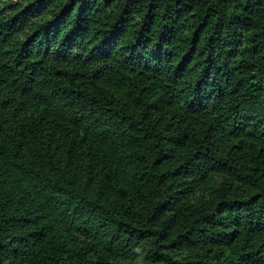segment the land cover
Returning <instances> with one entry per match:
<instances>
[{
    "label": "trees",
    "instance_id": "obj_1",
    "mask_svg": "<svg viewBox=\"0 0 264 264\" xmlns=\"http://www.w3.org/2000/svg\"><path fill=\"white\" fill-rule=\"evenodd\" d=\"M138 255L264 264V0H0V264Z\"/></svg>",
    "mask_w": 264,
    "mask_h": 264
},
{
    "label": "clouds",
    "instance_id": "obj_2",
    "mask_svg": "<svg viewBox=\"0 0 264 264\" xmlns=\"http://www.w3.org/2000/svg\"><path fill=\"white\" fill-rule=\"evenodd\" d=\"M133 251L137 254L141 253L140 247H135ZM123 264H147L145 255H138L134 261L124 259Z\"/></svg>",
    "mask_w": 264,
    "mask_h": 264
}]
</instances>
